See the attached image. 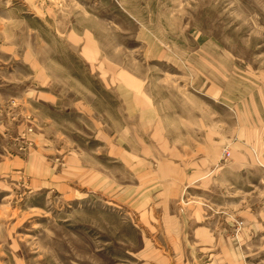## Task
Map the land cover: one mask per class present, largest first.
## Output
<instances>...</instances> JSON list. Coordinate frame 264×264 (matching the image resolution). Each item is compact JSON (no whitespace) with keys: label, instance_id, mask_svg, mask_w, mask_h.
<instances>
[{"label":"rangeland","instance_id":"obj_1","mask_svg":"<svg viewBox=\"0 0 264 264\" xmlns=\"http://www.w3.org/2000/svg\"><path fill=\"white\" fill-rule=\"evenodd\" d=\"M162 257L264 264V0H0V264Z\"/></svg>","mask_w":264,"mask_h":264},{"label":"crops","instance_id":"obj_2","mask_svg":"<svg viewBox=\"0 0 264 264\" xmlns=\"http://www.w3.org/2000/svg\"><path fill=\"white\" fill-rule=\"evenodd\" d=\"M177 185H172L170 182L165 184H161V189H160V194H172L176 195L177 193ZM168 187H170V189H168ZM171 198H169L170 200ZM175 199V198H174ZM171 202L168 203V207L166 208V214L165 216L167 217V221L170 224V228L175 227L176 226V222H174V218L172 216L171 213ZM180 212H184L187 213V209L184 211V207H181L179 209ZM186 215V214H185ZM188 221H192L194 223L193 227H192V231H193V237L195 240L199 241V243H204L206 242V240L209 239V233H208V229L206 228V226L202 225L201 220L196 219L197 217H193V215L191 214L188 217ZM191 223V222H190ZM170 234H173V231H170ZM180 234V233H178ZM165 257H162V260L164 262H166L167 264H171L169 259H164ZM166 260V261H165Z\"/></svg>","mask_w":264,"mask_h":264}]
</instances>
